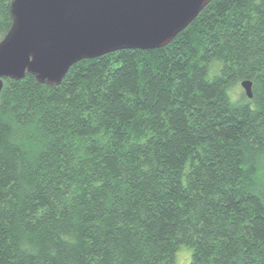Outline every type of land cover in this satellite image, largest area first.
<instances>
[{"label": "trees", "instance_id": "trees-1", "mask_svg": "<svg viewBox=\"0 0 264 264\" xmlns=\"http://www.w3.org/2000/svg\"><path fill=\"white\" fill-rule=\"evenodd\" d=\"M13 23L0 0V40ZM253 81V97L232 87ZM264 264V0L0 96V264Z\"/></svg>", "mask_w": 264, "mask_h": 264}, {"label": "water", "instance_id": "water-1", "mask_svg": "<svg viewBox=\"0 0 264 264\" xmlns=\"http://www.w3.org/2000/svg\"><path fill=\"white\" fill-rule=\"evenodd\" d=\"M212 0H10L13 19L0 40L5 78L27 74L60 84L70 67L122 49L168 45ZM253 97V81L241 82Z\"/></svg>", "mask_w": 264, "mask_h": 264}, {"label": "rangeland", "instance_id": "rangeland-1", "mask_svg": "<svg viewBox=\"0 0 264 264\" xmlns=\"http://www.w3.org/2000/svg\"><path fill=\"white\" fill-rule=\"evenodd\" d=\"M231 94L234 98L243 99L244 88L242 87L241 83H237L232 87ZM191 257L192 249L187 245H181L177 252L176 261L174 264H190Z\"/></svg>", "mask_w": 264, "mask_h": 264}]
</instances>
